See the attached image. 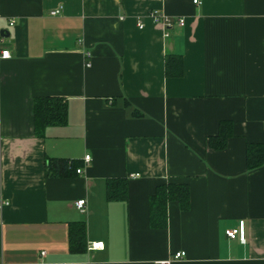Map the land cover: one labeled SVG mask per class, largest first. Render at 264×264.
Segmentation results:
<instances>
[{"label":"crops","instance_id":"obj_1","mask_svg":"<svg viewBox=\"0 0 264 264\" xmlns=\"http://www.w3.org/2000/svg\"><path fill=\"white\" fill-rule=\"evenodd\" d=\"M199 1L0 0V264H264V163L245 165L246 144L264 155V0ZM152 9L184 24L163 29ZM169 55L179 77L165 74ZM40 97L65 103L64 124L36 130ZM221 121L232 135L213 150ZM54 159L81 172L48 176ZM123 177L126 196L108 199ZM162 182L186 183L189 207L170 202L166 227L151 228ZM240 220L243 243L225 235Z\"/></svg>","mask_w":264,"mask_h":264},{"label":"trees","instance_id":"obj_2","mask_svg":"<svg viewBox=\"0 0 264 264\" xmlns=\"http://www.w3.org/2000/svg\"><path fill=\"white\" fill-rule=\"evenodd\" d=\"M182 72L179 55H169L165 58V74L168 77H179ZM34 125L41 130L47 124L62 125L66 119L65 103L58 97H40L34 101ZM232 135V124L221 121L215 135L207 138V146L213 150L224 149L227 139ZM264 163L263 147L261 144L248 143L245 147V165L247 170H253ZM78 168V163L68 159L49 160L45 171L48 176L64 177ZM116 185L118 187H116ZM126 196V178L110 179L107 181L106 197L116 199ZM176 202L179 209L184 211L189 207V188L186 183L162 182L155 187L148 200L149 226L163 229L166 227L167 206ZM85 227L82 221L69 223V246L73 251L84 250Z\"/></svg>","mask_w":264,"mask_h":264},{"label":"built area","instance_id":"obj_3","mask_svg":"<svg viewBox=\"0 0 264 264\" xmlns=\"http://www.w3.org/2000/svg\"><path fill=\"white\" fill-rule=\"evenodd\" d=\"M192 2L194 4H199L200 1L199 0H192ZM60 10L59 8L57 9H54V10H51L50 11V14L51 15H57L59 14ZM148 17L154 21L155 23H158L163 29H166L168 27H170L171 25H173L174 23L179 25V26H182L184 24V19L182 17H179V18H173V17H169V16H166L165 14H162L161 12H159L158 10L156 9H152L150 10V12H148ZM13 22H11L10 24H12ZM137 27L138 28H142L143 25L142 23L140 22H137ZM166 34V33H165ZM9 51L4 49V50H0V59H3V58H7L9 57ZM85 56L88 58L89 56V52H86L85 53ZM85 66H89V62L86 61L85 62ZM89 159V156L88 155H85L83 160L85 162H87ZM77 173H80L81 172V168H76L75 170ZM134 176H137V174H132L131 177H134ZM84 203H85V200L84 199H79V200H76L74 202V205L77 207V209H79L80 211L83 210V207H84ZM8 204V201H1L0 200V209L4 206ZM225 235L228 237V238H231V239H238L241 243H243L245 241V226H244V221L243 220H240L238 222V226L237 228H233V229H227L225 230ZM102 241H96V242H93L89 245L90 248H94V249H98V248H101L102 247ZM41 256H43L44 252H41L40 253ZM184 256V252L182 251H178V252H175L173 253V256L172 258L173 259H180ZM37 264H45L43 261H40L38 262ZM54 264H76V263H72V262H63V263H54ZM158 264H170V261L168 259L166 260H160L158 262Z\"/></svg>","mask_w":264,"mask_h":264}]
</instances>
